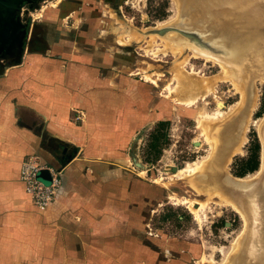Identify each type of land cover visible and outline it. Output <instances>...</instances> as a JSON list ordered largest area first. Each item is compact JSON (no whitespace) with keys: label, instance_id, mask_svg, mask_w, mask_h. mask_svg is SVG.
<instances>
[{"label":"rangeland","instance_id":"1","mask_svg":"<svg viewBox=\"0 0 264 264\" xmlns=\"http://www.w3.org/2000/svg\"><path fill=\"white\" fill-rule=\"evenodd\" d=\"M177 1L40 0L36 6H25L29 31L36 33L33 50L58 42L57 53H88L89 67H96L100 60L106 74L137 85V130L127 146L122 143L117 161L122 169L128 167L135 189L128 210L131 219L121 221L120 228L112 232L116 252H105L106 258L119 264H223L244 231L238 212L218 197L208 198L192 185L190 176L178 173L213 153L205 116L222 114L214 120L222 128L243 111L244 100L243 88L238 87L242 80L228 77L212 58L178 51V46L158 36L148 41L140 34V30L174 22L179 14ZM189 81L202 84L203 90L193 92ZM254 85L253 108L226 172L236 177V167L249 155L254 138L261 148L259 166L237 178L256 175L264 167L263 141L256 128V121L264 116V84L255 81ZM162 122L166 126L161 153L157 160L147 161L153 157L151 134ZM213 136L219 141V133ZM173 168L177 170L172 172Z\"/></svg>","mask_w":264,"mask_h":264},{"label":"crops","instance_id":"2","mask_svg":"<svg viewBox=\"0 0 264 264\" xmlns=\"http://www.w3.org/2000/svg\"><path fill=\"white\" fill-rule=\"evenodd\" d=\"M60 47L25 51L0 73V264H119L105 252L131 219L135 189L118 162L137 130V85ZM28 156L61 172L45 211L20 180Z\"/></svg>","mask_w":264,"mask_h":264},{"label":"bare ground","instance_id":"3","mask_svg":"<svg viewBox=\"0 0 264 264\" xmlns=\"http://www.w3.org/2000/svg\"><path fill=\"white\" fill-rule=\"evenodd\" d=\"M178 1L177 2L179 4V14L174 22L170 21L171 23H165V25L161 24V27L155 26L152 28H148L145 31L140 30V34L144 37H148L151 39L148 41H154L156 36H158L164 39L166 43H173L175 46H178V51H185L186 49V51L190 50L205 58H212L222 67L223 72L228 75V77L242 80L241 83H239L238 87L243 88L241 89V97L244 100L242 106L243 109L241 108L243 111H241L236 117H234L233 120L231 119V122L225 123L222 128H220L221 123L218 125L214 123V120L216 121L221 116H223L222 114H217V116L214 117L210 115L205 116V118L209 120L208 127H205V131L207 133L208 139L211 141L210 143H212L213 153H211L210 157L208 156L209 159H203L195 164L187 165L185 169L180 170L178 173L179 176L182 177L190 176V182H192V185L193 183L196 184V188L201 193H206L208 198H220L219 201L221 203H225L226 205L231 206L243 218L245 224L244 231H242L243 233L240 237L238 236L239 239L236 240L237 243L235 245L234 250L232 251V254H229L227 256L223 264H264V259L259 256L255 257L256 260L254 262L247 260L249 254H254L253 252H250V250H248V243L250 241L249 216L246 212V207L240 201L241 197L239 195V193L243 194L242 192L252 189L256 184L261 181L264 174V167L263 170L258 174L248 175L245 178L233 177L230 174L228 175L226 172L227 163H229V159L232 157V155L235 153V151L241 144L243 132L245 129V123L253 108L255 98L254 82L260 81V83L264 84V77L260 76L254 69H252V63L250 62H244L242 65L233 64L219 56L210 53L209 51H206L205 49L197 47L194 43L182 39L180 40L178 38V34L173 31L159 33L158 31L172 29L171 27L186 25L195 16V13L193 11H190L191 6L186 3L188 0ZM188 2H190V0ZM193 2L194 0H192V5ZM194 7L198 10L202 9L203 5L199 6V4L197 3ZM205 9L208 10L209 8L205 7ZM200 33L202 34L201 30H196L195 32L196 35L201 36ZM188 84L189 88L193 92L200 90L198 91L199 93L203 90L202 84L194 83L193 85L192 81H189ZM188 101L191 102L192 99H189ZM239 107H241V105ZM256 122L255 123L257 131L263 141V143L261 142L262 152H264V116ZM209 125L213 126L210 127ZM218 133L219 141L218 138L216 140L213 136L214 134L217 135Z\"/></svg>","mask_w":264,"mask_h":264},{"label":"water","instance_id":"4","mask_svg":"<svg viewBox=\"0 0 264 264\" xmlns=\"http://www.w3.org/2000/svg\"><path fill=\"white\" fill-rule=\"evenodd\" d=\"M27 1L0 0V40L7 37L10 29L12 36L15 13ZM188 1L190 11L195 13L192 20L158 32L173 31L180 40L194 43L233 64L250 62L252 69L264 77V0H194L193 5L192 0ZM197 3L203 5L202 9L194 7ZM196 30L202 31L201 36L195 34ZM176 170L173 168L172 172ZM40 176L49 180L47 170L41 171ZM242 193L240 201L249 216L248 250L254 254H249L247 260L254 262L256 256L264 259V174L258 184Z\"/></svg>","mask_w":264,"mask_h":264},{"label":"built area","instance_id":"5","mask_svg":"<svg viewBox=\"0 0 264 264\" xmlns=\"http://www.w3.org/2000/svg\"><path fill=\"white\" fill-rule=\"evenodd\" d=\"M47 170L49 181H42L41 171ZM20 180L32 204L39 211H45L54 201L61 186V172L50 168L37 156H28L20 164Z\"/></svg>","mask_w":264,"mask_h":264},{"label":"flooded vegetation","instance_id":"6","mask_svg":"<svg viewBox=\"0 0 264 264\" xmlns=\"http://www.w3.org/2000/svg\"><path fill=\"white\" fill-rule=\"evenodd\" d=\"M40 0H28L20 4L19 10L15 13L13 21V33L11 29L7 37L0 40V73L8 67L17 63L18 58L25 51H32L36 46V33L29 31V19L26 18V7L36 6Z\"/></svg>","mask_w":264,"mask_h":264},{"label":"trees","instance_id":"7","mask_svg":"<svg viewBox=\"0 0 264 264\" xmlns=\"http://www.w3.org/2000/svg\"><path fill=\"white\" fill-rule=\"evenodd\" d=\"M162 16H159L158 18H162L164 16V12H161ZM261 115H258V117ZM165 123H158L157 124V131L151 134L150 139V150L153 152V157L147 158V161L150 160H157L161 153L162 146L165 142V134L162 132V130L165 128ZM259 152H260V146L257 138H254L252 141V144L249 148V155L247 158L242 159L239 163V165L236 167V170L234 172V176L236 177H244L246 174L253 173L258 169L259 166ZM165 219V217L163 218Z\"/></svg>","mask_w":264,"mask_h":264}]
</instances>
